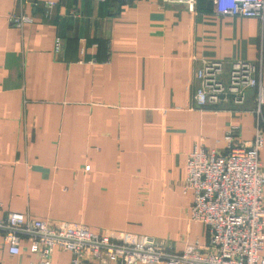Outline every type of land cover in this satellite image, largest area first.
<instances>
[{"label": "crops", "instance_id": "0c3cea01", "mask_svg": "<svg viewBox=\"0 0 264 264\" xmlns=\"http://www.w3.org/2000/svg\"><path fill=\"white\" fill-rule=\"evenodd\" d=\"M45 1L0 0V215L150 235L174 250L202 244L205 226L188 219L186 156L221 152L230 125L247 144L258 124L264 164V110L252 113L253 88L240 106L193 107L191 56L222 60L224 75L231 59L256 60L264 84V22L219 15L216 0L192 11L162 0ZM11 13L32 20L15 27ZM261 196L264 208V185ZM33 259L25 244L11 254L0 240V264Z\"/></svg>", "mask_w": 264, "mask_h": 264}, {"label": "built area", "instance_id": "2783aa9c", "mask_svg": "<svg viewBox=\"0 0 264 264\" xmlns=\"http://www.w3.org/2000/svg\"><path fill=\"white\" fill-rule=\"evenodd\" d=\"M162 1L183 3L189 11L194 9L195 2ZM45 4L51 6L53 1L46 0ZM215 12L255 17L264 22V0H216ZM7 20L18 27L32 17L11 13ZM61 46L60 36L55 35L53 51H59ZM191 59L196 63L193 107L215 110L219 101L240 106L248 89L253 88L251 111L259 116L264 110V84L258 79L256 60L231 59L224 75L222 60L196 55ZM234 127L230 125L225 130L221 152L198 146L185 159L183 189L192 192L188 219L205 226L202 244L186 243L174 250L167 240L150 235H132L115 229L95 231L81 222L49 221L13 210L0 215V240L11 254H17L20 245L25 244L34 255L30 264H53V249L70 252V259L62 264H264L260 253L264 238V164L258 159L262 129L257 124L251 139L244 144L234 141Z\"/></svg>", "mask_w": 264, "mask_h": 264}, {"label": "rangeland", "instance_id": "374dc122", "mask_svg": "<svg viewBox=\"0 0 264 264\" xmlns=\"http://www.w3.org/2000/svg\"><path fill=\"white\" fill-rule=\"evenodd\" d=\"M71 257L70 252L54 250L51 256V263L62 264L68 261Z\"/></svg>", "mask_w": 264, "mask_h": 264}]
</instances>
